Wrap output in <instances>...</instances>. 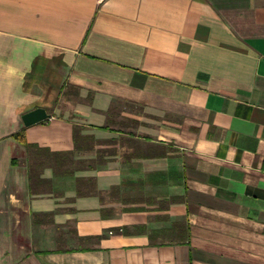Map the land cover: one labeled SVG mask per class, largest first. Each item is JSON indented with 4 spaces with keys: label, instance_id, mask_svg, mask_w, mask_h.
<instances>
[{
    "label": "crops",
    "instance_id": "crops-1",
    "mask_svg": "<svg viewBox=\"0 0 264 264\" xmlns=\"http://www.w3.org/2000/svg\"><path fill=\"white\" fill-rule=\"evenodd\" d=\"M0 264H264V0H0Z\"/></svg>",
    "mask_w": 264,
    "mask_h": 264
},
{
    "label": "trees",
    "instance_id": "trees-1",
    "mask_svg": "<svg viewBox=\"0 0 264 264\" xmlns=\"http://www.w3.org/2000/svg\"><path fill=\"white\" fill-rule=\"evenodd\" d=\"M77 131H78V128L75 129V134H74V141L76 144V150L80 147L79 143L77 141V137H76ZM16 137L21 143H23L26 146L28 152L32 151L33 153H35L38 156H42L43 154H44V156H48V157L50 156L53 158V163H56L57 165L61 162V158H60L61 154L60 153H52L49 150L39 148L38 145H36V144L33 145L30 143H27L25 136H24V131L17 133ZM35 166H36V162L33 165L29 166L30 181L31 182H33L35 179H37L39 177V171H37ZM184 231L186 232L185 227H184Z\"/></svg>",
    "mask_w": 264,
    "mask_h": 264
},
{
    "label": "water",
    "instance_id": "water-1",
    "mask_svg": "<svg viewBox=\"0 0 264 264\" xmlns=\"http://www.w3.org/2000/svg\"><path fill=\"white\" fill-rule=\"evenodd\" d=\"M49 114H46L45 110L41 108L34 109L32 112L26 113L23 116V120L25 125H31L34 122L47 120L49 118Z\"/></svg>",
    "mask_w": 264,
    "mask_h": 264
}]
</instances>
